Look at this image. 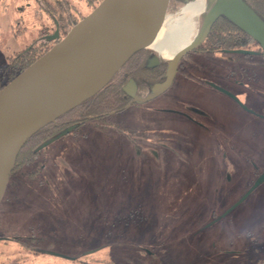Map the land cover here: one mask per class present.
I'll use <instances>...</instances> for the list:
<instances>
[{"label":"rangeland","instance_id":"rangeland-1","mask_svg":"<svg viewBox=\"0 0 264 264\" xmlns=\"http://www.w3.org/2000/svg\"><path fill=\"white\" fill-rule=\"evenodd\" d=\"M12 1L9 16L0 12L2 61L16 44L21 43L20 48L27 46L40 24L29 17L27 7L18 9L24 5L23 0ZM192 1L199 3L201 11L184 10ZM214 2L205 0L203 7L199 0L170 1L164 28L190 27L188 41L178 51L198 34L204 14ZM93 8L94 5L84 8V15ZM19 15L27 29L14 39L6 31ZM257 75V81L251 80L244 103L260 111L264 65ZM181 87L177 80L166 92L126 105L108 115L104 126L94 120L81 124L75 132L42 148L34 162L13 172L0 201V264L264 261V183L207 226L244 194L245 187L236 183L229 191V187L215 180L199 191V182L190 180L198 172L205 175L228 171L234 177L254 176L242 154L249 153L264 164V119L236 103L227 104L219 94H211V107L219 112L212 118V125L207 123L217 126L219 135L214 139L210 138L212 135L198 138L197 169H187L178 154L189 145L183 142L181 132L177 133L178 128L182 129L178 116L168 111L182 108L179 103L188 98L186 91L179 90ZM151 92L152 89L148 94ZM204 93L198 90L193 97ZM171 131L176 134L174 156L167 154L162 144ZM211 139L217 144L209 148L206 141ZM225 140H232L235 149L227 148ZM225 151L231 153L228 156H233L232 160H223ZM15 235L21 237L12 239Z\"/></svg>","mask_w":264,"mask_h":264},{"label":"water","instance_id":"water-1","mask_svg":"<svg viewBox=\"0 0 264 264\" xmlns=\"http://www.w3.org/2000/svg\"><path fill=\"white\" fill-rule=\"evenodd\" d=\"M169 3L170 0H101L45 53L0 89V201L27 140L96 94L135 52L148 47L165 20ZM221 15L232 20L264 49V20L252 7L245 0H215L204 14L195 38L170 58L166 79L153 86L146 96L136 93V83L130 79L124 86L125 92L133 101H145L166 89L174 79L179 59L204 41ZM59 35L57 29L50 39ZM78 126L79 123H74L65 127L40 143L35 151ZM263 182L264 171L235 203L207 226L246 200ZM41 250L74 258L50 249ZM91 251L93 249L87 252Z\"/></svg>","mask_w":264,"mask_h":264},{"label":"flooded vegetation","instance_id":"flooded-vegetation-1","mask_svg":"<svg viewBox=\"0 0 264 264\" xmlns=\"http://www.w3.org/2000/svg\"><path fill=\"white\" fill-rule=\"evenodd\" d=\"M23 1L24 5H22V7L19 6L18 9L23 11L25 7H27L29 11L28 13L31 14L29 17L32 20L34 19L39 21V28L37 29V33H35V38L28 43L27 46L20 48L19 45L21 46V43L16 44V47H13V50L6 55L5 61L0 60V82L7 80L14 68H19L24 62L29 60L30 56L26 55V53L31 51L40 52L46 47L50 48L67 33V25L71 19L76 16H85L83 9L89 6L97 5L100 0ZM184 1L185 0H179L181 3ZM200 1L204 7L205 0ZM12 2V0H6L5 2L0 0V12L3 11L6 13V16H9L8 12L11 8ZM82 6L84 7L82 8ZM224 19L225 15L219 16L204 41L179 59L177 71L172 83L166 89L158 93L159 95L170 90L172 86H174L175 81L178 80L180 81V86H182L179 90L182 89L188 94V98H183L179 103H182V108H171L168 110L178 116L182 129L178 128L179 130H177V133L181 132L183 135V142L189 145L184 152H181V155L178 154L182 161V165H184L187 169L191 167L197 169L195 153L197 150L196 144L198 142V138L212 135L210 138L214 139L216 137L213 136L216 134L219 135L220 129H218L217 126H210L212 125V118L219 112V110H215L211 107V103L214 100L211 97V94H219L221 98H223V101L228 102L227 104L236 103L245 111L264 119V100L262 110L260 111L253 110L244 103L245 95L251 88V80H256L255 78L259 76L257 75L258 70H260L264 65V50L259 44L255 43V39L251 40V37L247 32L231 22L224 21ZM22 21V15L14 17L10 22L9 29L6 33H9L14 39H16L17 36L26 33L27 27ZM198 22H200V18H198ZM227 23H229L233 28L225 29L224 26H227ZM217 24L218 28L215 29L214 33H211L213 31V27L217 26ZM57 29L60 34L59 37L50 39V36L55 34ZM215 33L217 37L213 36ZM236 50H252L253 52L245 53ZM137 52L138 54H136ZM137 52H135L133 56L137 55L136 57L138 58H144L143 66H145L144 69H146V73H148L147 78H143L145 81H142L141 84L147 85L155 83V86L156 84L163 82L166 79L170 68V58L165 56V58H163L161 52L153 47H147L146 49L142 48ZM138 89L139 88L136 85V93L141 95L138 93ZM175 89L176 87H174V90ZM198 90L205 92L204 96L199 97L196 95L193 97ZM138 102L140 101H133V97H131L129 101L131 104H137ZM243 104L247 105L248 108H245ZM209 121L210 125L207 123ZM98 122L99 123L97 124L103 126L106 125L105 120H99ZM175 135L176 134L172 131L169 132L167 135L168 144L166 143L167 141L162 143L166 147L165 149L167 154L172 156L177 155L175 153L176 148L173 146V144H176L174 141L176 138ZM213 139L206 141L208 145L207 147L210 148L213 147V144H217V141H214ZM223 143L226 144L227 148L236 147L234 146V142L232 140H225ZM40 150L35 151L34 149L35 152L39 153ZM229 154L231 153H228V151L223 152V160L228 158L232 160L233 156L229 157ZM242 155L244 159L248 161L249 169L253 172L254 176L249 175L245 178L243 174L241 176L234 177V175L228 171L220 173H206L205 175H201L198 172L195 174L193 173L191 175L193 178L190 180L199 182V191L208 183H211L212 185V182L215 180L220 181L223 186L229 187V191L236 183L238 185H243V187H245L244 191H246L264 171V164L258 163V161L254 157L250 156L249 153H244ZM260 186L261 184L252 192ZM217 216L218 215H216L215 218Z\"/></svg>","mask_w":264,"mask_h":264},{"label":"trees","instance_id":"trees-1","mask_svg":"<svg viewBox=\"0 0 264 264\" xmlns=\"http://www.w3.org/2000/svg\"><path fill=\"white\" fill-rule=\"evenodd\" d=\"M245 1L264 20V0H245ZM95 6L96 5H94V7ZM81 18L82 17L76 16L73 19H71L67 25V30H69ZM224 21L235 24L232 20H230L226 16ZM227 24H228L227 26L226 25L224 26L225 29L233 28L229 23ZM216 28H218V24L217 26L213 27V31L211 33H214ZM213 36L217 37L216 33ZM251 40H253L252 37ZM255 43L259 44L258 41H255ZM146 48L147 47H145V49ZM48 49L49 47H46L44 50L40 52L31 51L29 53H26V55L30 56L29 60L27 62H24L19 68H14L11 71L9 78L5 81L0 82V89L3 88L6 85V83L9 82L16 74H18L21 70L26 68L30 63H32L34 60L40 57ZM136 54H138V52ZM136 56L131 57L125 63V65H123L121 69L114 75V77L96 94H94L93 96L82 102L80 105L72 108L68 112L58 117L54 122H51L46 126H44L43 128H41L40 130L36 131L22 147L18 155L17 162L13 172L17 171L21 167V165L24 166L26 164H30L34 162V160L39 154V152L34 151L35 147L38 146L40 143H42L44 140L48 139L49 137L54 136L65 127L74 123H80L81 125L83 123L90 122L91 120H94L96 123H99L98 121L105 120V118H107V115L125 109L126 105L129 104L131 97L128 96V94L125 92L124 86L130 79L135 80L136 85L139 88L138 93L141 94L142 96H146L149 90L151 91L155 83L147 84V85L141 84V82L145 81L144 79L147 78L148 73H146V69H144L145 66H143L144 58L142 57L141 59ZM76 130L77 128L73 129L71 132H75ZM18 237L21 236L15 235L12 236V239ZM6 239H11V238H6ZM254 264H264V261Z\"/></svg>","mask_w":264,"mask_h":264},{"label":"bare ground","instance_id":"bare-ground-1","mask_svg":"<svg viewBox=\"0 0 264 264\" xmlns=\"http://www.w3.org/2000/svg\"><path fill=\"white\" fill-rule=\"evenodd\" d=\"M199 2L202 4L200 0ZM201 6H203V4ZM184 10L193 11V12L201 11L200 5L197 1L189 2L185 6ZM164 23H165V20L162 26L159 28V30L156 32V34L151 39L150 46L160 51L161 54L164 55L165 57L172 58L177 53L178 47L188 41L190 27L187 25H184L177 29L168 30L164 28Z\"/></svg>","mask_w":264,"mask_h":264}]
</instances>
